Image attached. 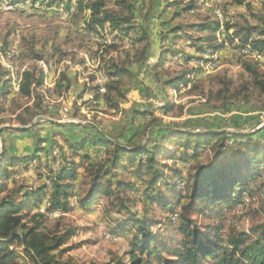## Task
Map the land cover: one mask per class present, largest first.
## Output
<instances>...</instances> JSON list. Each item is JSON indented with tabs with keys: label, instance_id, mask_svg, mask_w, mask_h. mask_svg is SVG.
Returning a JSON list of instances; mask_svg holds the SVG:
<instances>
[{
	"label": "rangeland",
	"instance_id": "374dc122",
	"mask_svg": "<svg viewBox=\"0 0 264 264\" xmlns=\"http://www.w3.org/2000/svg\"><path fill=\"white\" fill-rule=\"evenodd\" d=\"M92 1L94 0H23L16 5L28 4L32 8L7 10V7L11 6L8 3L13 0H0V49L6 51L0 50L4 56V59L0 60V65L10 70L9 74L4 69L6 72L4 76L0 68V93L2 83L5 80L8 82L9 79L8 88H5L9 94L4 99L0 96V105L3 108L0 122L6 127H18L17 117H22L26 121L31 120L28 126L33 127L29 133L4 136V145L9 154H31L40 146L49 151L57 150L63 160L77 162V158L70 157L63 138L78 140L85 132L92 133L94 127L120 142L129 138L132 139V143L149 140L153 142L158 139L160 130L165 127L182 129L191 127L190 130L213 128L225 132L238 130L244 134L256 133L264 128V124L259 126L264 115V96H260L252 87V77L245 69L246 66L255 67V61H259L258 72L263 73L264 58L253 59L252 55L238 52L237 48L229 44L218 53H203L198 60L184 62L176 57L168 58L164 62L158 71L162 79H169L185 72L188 77L186 85L168 91L169 95L164 101L159 102V107L168 103L165 112L146 104L141 106L142 103L137 102L130 106L132 99H128L127 106L123 105V108L130 106L131 109L136 106L134 110L137 109L143 114L134 118V112L128 111L130 109L124 113L110 110L108 105L102 107L95 104L91 98L93 88L97 85L101 87V83L104 86L105 83L101 79L103 64L111 58L120 62L125 61L134 55L135 49L128 39L116 40L117 33L109 31L107 24L97 28L93 33L86 32V23L91 16L86 7ZM105 1L106 8L113 9L115 0ZM174 2L176 5H172ZM133 4L135 24L147 34L149 51L155 41L158 43L164 37L167 38L165 40L167 42L162 45H165V48L169 45L168 40L172 36L168 31L173 26L203 20L217 21L221 28L216 38L221 39L222 24L231 23L236 27L237 23L248 22L255 25L257 18L264 17V0H134ZM189 6L195 9L191 12L182 11ZM177 10L180 13L174 18L173 14ZM130 36L135 38L137 33H130ZM3 43H6V46L1 48ZM170 46L180 49L186 55L195 54L194 49L182 42ZM162 49L164 47L159 46L157 51L160 52ZM206 57L211 62L208 66L204 63ZM24 70H31L36 74L42 70L45 75L43 86L35 90L37 99L35 95L28 100L16 96L17 81ZM62 74L69 79L71 87L65 88V82L58 85ZM49 84L51 86L47 87ZM86 84H89L90 88H86ZM103 90L105 93V88ZM144 106L146 110H152V117L145 116L144 110L139 109ZM26 107L29 108L28 112L25 110ZM46 122L69 126L53 127ZM132 135L134 136L131 137ZM54 144L62 150H58V147L50 150ZM2 145L0 136V149ZM82 151L97 160L103 157L102 150H93L90 146L84 147ZM53 155L57 157V152L54 151L50 156H43L41 153L39 160L33 161L27 170L19 166L13 167L12 177L1 182L6 184V189L0 198L11 189L20 187L22 190L20 193H23L30 187L44 183V180L36 179V173L38 171L46 174L48 167L56 168L58 159L53 160ZM215 162L214 153L210 155L203 153L197 160L183 166L179 165L182 167L184 182L195 163ZM83 172L82 167L77 170L79 176L72 184L74 194L70 199L73 205L71 211L65 214L55 212V215L52 212L42 219L33 220L35 211L31 210L22 223L25 228H30L37 222V232L46 235L51 241L71 231L72 235L67 237L65 244L56 252L50 253L60 263L127 264L129 243L134 232L125 235L111 233L114 227L115 232L123 227H120L121 218L114 210L107 217V221L101 218V212L106 207L108 199L98 198L90 210H82L77 206V199L84 197L89 185L88 178ZM122 178L127 180L134 176L123 175ZM45 184L48 185V182ZM247 188L250 199H245L244 206L243 203L235 208L223 205L217 209L219 213L215 211L216 209L207 210L204 214L191 211L190 219L193 220L194 226L198 229H205L207 226L217 227L219 235L224 238L230 231L249 232L264 222V165L259 167L257 176L249 182ZM179 190L184 195L185 185ZM129 199L127 203L129 209L140 218L144 216L146 219L160 221L167 215L143 198ZM181 203H186V199L181 198L177 208ZM43 210L44 206L39 212L43 213ZM171 223L173 224L167 227L164 233H156V243L159 247L168 249L177 245L181 237L178 234V223L176 221ZM163 256L166 261L173 259L168 254ZM15 261L16 264H33L22 255Z\"/></svg>",
	"mask_w": 264,
	"mask_h": 264
},
{
	"label": "trees",
	"instance_id": "16d2710c",
	"mask_svg": "<svg viewBox=\"0 0 264 264\" xmlns=\"http://www.w3.org/2000/svg\"><path fill=\"white\" fill-rule=\"evenodd\" d=\"M21 1L23 0H13V4ZM133 1L115 0L113 9H107L105 0H94L86 7L91 15L85 27L87 33H93L97 28L107 24L109 31L117 33L116 40L128 39L135 49L134 55L125 61L120 62L111 58L103 64L101 77L106 81L105 93L102 96L99 93L100 86L93 88L95 104L99 106L102 104V107L108 105L109 109L124 113L127 111L119 107L125 100L120 78L130 76V68L146 58L150 47L147 34L135 24ZM175 2L172 5H176ZM193 9L195 8L189 6L182 11L191 12ZM179 13V10L175 11L173 17H178ZM256 21L255 25L245 22L237 23L236 27L231 23L222 24L220 21L223 27L221 39L216 38L221 28L217 21L203 20L171 27L168 31L172 36L168 40L169 45H166V48L165 45L160 46L164 49L160 50L157 62L151 68L154 81L165 92L176 90L188 83L187 72L162 79L158 71L168 58L179 57L184 62L198 60L203 53H218L228 44L238 50H246L253 59L264 58V17L257 18ZM130 33H137V37H131ZM166 39L164 37L159 41L165 43ZM177 42L187 44V47L194 49L195 54L186 55L180 49L170 46ZM4 46L6 43H3L1 48ZM0 50L6 52L4 49ZM2 59L4 56L0 53V60ZM255 65L246 66L245 69L252 77V87L260 96H264V72H258L259 61H255ZM0 68L3 70L2 75L5 76L4 69L7 68L1 65ZM7 71L10 74V70ZM44 79L42 70L37 74L31 70L22 71L17 81L16 96L28 100L35 95L37 99L35 90L43 86ZM63 82L66 83L65 88L71 87L69 79L62 74L58 85L64 84ZM8 83L9 79L1 85V99L9 94L5 89L8 88ZM148 104L152 106L151 103ZM167 104L157 109L165 112ZM134 109L128 110L134 112V118L143 115ZM25 110L28 112L29 108L26 107ZM2 111L0 105V115ZM143 112L146 113L145 116L152 117V110ZM17 118L18 128H25L32 122L22 117ZM46 123L53 127L69 126ZM79 128L81 129V126ZM190 128L165 127L160 130L158 139L153 142L148 139V142L132 143V139L129 138L120 142L94 127L92 133L85 132L78 140L63 138L70 157L77 158V162L61 159L57 150H51L56 147L62 150L55 144L50 148L51 151L38 146L31 154L11 155L5 148L4 136L29 133L33 127L25 130L9 126L0 128L3 144L0 149V195L6 189V184L1 182L12 177L13 167L19 166L27 170L33 161L39 160L41 153L43 156H50L56 151L57 157L53 155L52 158L58 159L55 169L48 167L46 174L37 171L36 179L44 180V183L30 187L23 193H20L22 191L20 187L11 189L0 198V264H16L15 260L21 255L33 264H63L50 253L56 252L65 244L67 237L72 235L71 231L51 241L46 235L37 232V222L30 228H25L22 222L31 210L35 211L33 220L42 219L52 212L65 214L71 211L73 205L70 199L74 194L72 184L77 180L79 176L77 170L81 167L89 185L84 197L77 199L76 204L82 210H90L98 198L108 199L106 207L101 212V218L106 220L114 210L121 218L120 227H123L117 232L114 227L111 233L125 235L134 232L129 243L127 264H264V222L249 232L230 231L227 236L221 238L217 227L207 226L205 229H198L190 219L191 211L204 214L207 210L216 209L215 211L219 213L217 209L223 205L235 208L242 203L243 206L246 204L245 199H250L247 186L257 176L259 167L264 165V128L252 134H244L238 130L225 132L213 128L201 130ZM88 146L93 150H102L103 157L97 160L83 152V148ZM203 153L209 155L214 153L216 162L195 163L184 182L182 167L179 165L195 161ZM123 175H133L134 178L125 180L122 178ZM45 182H48V185ZM183 185L184 195L179 190ZM129 198H143L167 215L160 221L146 219L144 216L140 218L129 209L127 205ZM181 198L186 199V203H181L177 208ZM42 206L44 210L40 213ZM171 221L178 223V234L181 237L177 245L171 248L159 247L156 243V233H164L165 229L173 224ZM163 254H168L173 259L166 261Z\"/></svg>",
	"mask_w": 264,
	"mask_h": 264
},
{
	"label": "crops",
	"instance_id": "0c3cea01",
	"mask_svg": "<svg viewBox=\"0 0 264 264\" xmlns=\"http://www.w3.org/2000/svg\"><path fill=\"white\" fill-rule=\"evenodd\" d=\"M163 43H164L163 41H160L158 43H156L155 41L150 51H148L146 58L130 68V72H131L130 76L129 77L122 76L120 78L122 84L121 86L122 91L125 94V100H123L119 104V107L122 108L123 110L126 111L130 109L129 107L132 105L133 102L142 103L140 104L141 106H143L144 104L149 106L148 100L152 99L159 103L164 101L165 97L169 95L168 91L167 92L163 91L162 88L159 85H157V83L154 81L153 72L151 70L152 66L157 62L158 52H159L157 51V49L159 46H162ZM101 79L104 82L106 81L104 77H102ZM50 86L51 84H49L47 87ZM85 86H87L86 88L90 87L89 84H86ZM128 99H132L130 106L123 108V105L127 106L126 104L129 102ZM100 106L103 105L101 104ZM135 108L137 107L135 106ZM145 108H146L145 106L142 108L139 107V109L146 111ZM110 110H114V109H110ZM136 111L138 110L136 109ZM1 127H6V126L2 125Z\"/></svg>",
	"mask_w": 264,
	"mask_h": 264
},
{
	"label": "built area",
	"instance_id": "2783aa9c",
	"mask_svg": "<svg viewBox=\"0 0 264 264\" xmlns=\"http://www.w3.org/2000/svg\"><path fill=\"white\" fill-rule=\"evenodd\" d=\"M15 8H21L23 10H26V9H31L32 7H29L28 4H21L20 6H16ZM7 9H10V8L7 7ZM37 9L38 8H36V10ZM238 52H246V50H238ZM204 63H205L206 66H208V65H210L211 62H209L208 58L206 57V61ZM15 86H16V84H14V87ZM103 89H104V86L101 83V95L100 96H102V90ZM148 103H151L154 108H158L159 107V103L154 101V100H152V99H149ZM263 124H264V115H263V118H262V122L260 123L259 126H262ZM57 163H58V161H57ZM57 163L55 164V167H57ZM54 215H55V212H54ZM49 217H52V216H49Z\"/></svg>",
	"mask_w": 264,
	"mask_h": 264
},
{
	"label": "bare ground",
	"instance_id": "6f19581e",
	"mask_svg": "<svg viewBox=\"0 0 264 264\" xmlns=\"http://www.w3.org/2000/svg\"><path fill=\"white\" fill-rule=\"evenodd\" d=\"M4 3V2H3ZM9 5H11V6H9L8 8H10V9H7V10H13L17 5L16 4H13V2H10V3H8ZM4 9V8H3ZM99 93H101V87H100V92ZM104 93V90H102V94Z\"/></svg>",
	"mask_w": 264,
	"mask_h": 264
},
{
	"label": "water",
	"instance_id": "95a60500",
	"mask_svg": "<svg viewBox=\"0 0 264 264\" xmlns=\"http://www.w3.org/2000/svg\"><path fill=\"white\" fill-rule=\"evenodd\" d=\"M29 126H27V127H25V128H18V127H13V128H15V129H23V130H25V129H27ZM2 128V127H1Z\"/></svg>",
	"mask_w": 264,
	"mask_h": 264
}]
</instances>
